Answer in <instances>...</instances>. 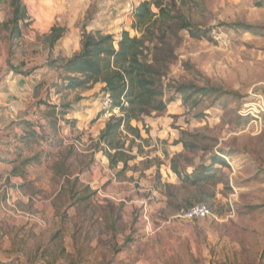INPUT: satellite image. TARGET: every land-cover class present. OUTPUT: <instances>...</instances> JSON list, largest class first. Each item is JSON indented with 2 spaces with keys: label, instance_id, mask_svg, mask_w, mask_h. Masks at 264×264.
<instances>
[{
  "label": "rangeland",
  "instance_id": "374dc122",
  "mask_svg": "<svg viewBox=\"0 0 264 264\" xmlns=\"http://www.w3.org/2000/svg\"><path fill=\"white\" fill-rule=\"evenodd\" d=\"M86 1L54 0L56 18L60 19H55L57 24L72 25L68 17H73L76 9H85ZM108 2L92 0L86 20L95 17V12L90 15L92 8L99 12L101 6L110 11L102 12L103 17L116 16V10L111 12L116 1ZM136 2L129 0L127 4L125 0L124 12L133 17ZM39 5L37 0L31 8L33 13L22 27L21 38L9 40L8 35L6 69L0 60V75H6L8 93L15 82L11 65L35 62L24 72L31 70L45 78L40 70L48 45L41 33L45 25L36 26L39 30L30 27L32 16L42 19L50 9ZM182 9L198 32L193 37L183 29L181 40L172 41L175 56L165 76V98H180L162 114L153 113L144 122H134L142 129L143 141L149 137V143L142 144L128 170L118 174L120 168L112 169L116 178L98 182L94 178L72 177L64 182L35 178L37 183L23 182L22 191L36 200L56 196L51 205L39 203V211L33 209L36 201L23 204L32 207L28 211L38 225L21 222L2 229L1 260L15 259L20 264H264V0H187ZM11 12V0H0V16L8 19ZM111 22L108 27L116 29ZM238 23L244 25L239 27ZM249 26L259 29L253 31ZM214 28L225 30L227 39L215 38L209 32ZM182 83L218 86L229 93L219 101L216 93L200 97L197 107H189L176 91ZM41 86L34 94L41 92ZM48 90L42 91L44 95ZM99 98L103 102L104 94ZM155 132L160 137L151 135ZM180 140L197 147L185 149L177 143ZM212 152L229 164L223 168L225 176L213 183H184L173 170V166L182 173L191 170L208 162ZM88 155L61 165L63 171L72 172L70 176L77 171L81 174L82 164L92 171L93 159ZM47 169L50 167L40 171ZM3 184L8 188L14 185L8 178ZM197 203L207 204L212 215L193 220L179 217L182 208Z\"/></svg>",
  "mask_w": 264,
  "mask_h": 264
},
{
  "label": "trees",
  "instance_id": "16d2710c",
  "mask_svg": "<svg viewBox=\"0 0 264 264\" xmlns=\"http://www.w3.org/2000/svg\"><path fill=\"white\" fill-rule=\"evenodd\" d=\"M186 4L187 0H142L133 11L131 28L135 34L123 30L120 38H116L113 33L101 29L88 31L83 28L80 50L70 57L48 59V65L59 71L57 81L51 86L54 96L65 91L85 90L103 84L101 92L109 94L111 98L112 115L106 120L94 146L108 158L111 169L121 167L118 174L128 170L131 162L142 151V144L149 143V137L143 141L142 129L134 122H144L153 113L162 114L167 111L169 104L180 98H165V76L175 56L172 41L181 40L180 31L183 29L188 30L193 37L197 36L198 28L182 9ZM11 6V16L5 22H0V28L8 32L10 40L21 38L22 27L29 21V13L23 0H11ZM243 25L237 24L239 27ZM249 27L253 31L259 29L258 26ZM65 31L63 26L52 27L47 36L50 48H53ZM10 67L14 71L19 70V66ZM22 73L28 75L29 71ZM176 91L181 95L185 106L194 108L201 103L200 97L216 93L215 99L219 101L223 94L229 93L218 86H199L194 83L179 84ZM48 99L49 94L37 104L47 105L46 114L51 117L53 126H56L58 116L65 115L70 104L62 101L56 105ZM116 109L119 114L114 111ZM104 112L102 110L99 116ZM143 126L148 132L147 124L144 123ZM177 143L183 144L185 149L197 147L184 140ZM136 147L138 150L134 152ZM228 166L220 154L212 152L208 162L194 165L191 170L182 173L176 166H173V170L184 183L200 185L213 183L215 178H223V168ZM0 264L20 263L15 259H0Z\"/></svg>",
  "mask_w": 264,
  "mask_h": 264
},
{
  "label": "crops",
  "instance_id": "0c3cea01",
  "mask_svg": "<svg viewBox=\"0 0 264 264\" xmlns=\"http://www.w3.org/2000/svg\"><path fill=\"white\" fill-rule=\"evenodd\" d=\"M105 1H109L108 4L114 2V0ZM115 1V5L111 4V12L116 10V16L112 17L110 14L108 17H103L101 13H106L109 9L101 6L99 12L94 11L92 8L90 15L95 12V17L91 16L86 20V16H88L86 12L90 8V3H92V0H87L85 9L83 8L82 11L76 9L77 12L73 14V17H68L72 19V25L71 22L63 25V27L66 26V31L53 48H50L48 42L45 52V64L40 68L45 73V78L42 79L38 74H32L31 70H29L28 75H24L22 71L33 66L35 62L22 61L18 71L11 70L15 75L14 81L16 83L14 82L13 88H9L8 93L5 86L6 75H4V78L0 75V234L2 229H7V225L11 229L13 225L21 222L27 226L36 227L38 221L28 211L32 207L28 208L24 205H28L29 200L36 201L38 205L35 204L33 209L36 207L35 210L39 211L38 207L42 205L39 203L51 205V202L55 199L56 194L47 197L46 200H39L38 197L36 200L35 196L24 193L25 183L23 184V182L25 181L36 182L35 178H60L61 182H64L66 179L78 177L94 178V181L98 182L101 178H116L109 167L108 158L102 152L97 151L94 146L106 122L102 115L99 116L103 110L102 100L99 98V95L102 94L103 84H97L98 86L95 85L90 89L65 91L55 96L49 95L48 100L52 104L58 105L62 101L70 104L66 114L58 116L59 120L56 126H53L51 117L46 114L47 105L40 104L38 106L37 104L41 99H46L48 94L44 95L42 91L52 90L51 86L57 81L59 75L58 70L48 65V59L59 55L70 57L80 50L82 26L88 31L101 29L107 33L116 32L119 38L123 30H129L132 35L134 34L135 31L131 28L133 17L124 12L125 0ZM131 1L134 3L137 0ZM23 2L29 15H31V12L33 13L31 8H35L37 0H23ZM126 2L128 4L129 0H126ZM39 3L50 9L42 19L32 16L33 24L30 27L39 30L36 26L45 25V27H42L43 31L41 33L45 34L47 38L52 27L57 24L56 17L59 16L56 15L54 0H39ZM138 4L139 1L136 2V6ZM47 13H50V15ZM6 20L0 16L1 23ZM111 21H114L116 29L111 30V26L108 27L112 23ZM2 30L4 41L0 60L3 59V68L6 69L8 32L5 29ZM40 85H42L41 88H44L41 89V92L39 90L37 95L34 94L35 88ZM97 90H99V95L96 94ZM160 132L167 133L166 130ZM151 135L160 137L158 132ZM91 136H94L92 137L93 140ZM49 151L50 157H46ZM87 154H89L90 159H93L91 162L94 164L92 171L89 172L85 164L79 165L81 174L77 171L70 176L72 172L63 171L61 165L67 166L76 157L84 158L87 157ZM43 155L45 156L43 157ZM48 166L50 169L44 170L45 173L40 171ZM102 169H105L106 172H103ZM7 178L9 183L14 184L12 187L8 188L3 184ZM21 205L24 209L20 208ZM5 220L11 221L12 225L6 224Z\"/></svg>",
  "mask_w": 264,
  "mask_h": 264
},
{
  "label": "built area",
  "instance_id": "2783aa9c",
  "mask_svg": "<svg viewBox=\"0 0 264 264\" xmlns=\"http://www.w3.org/2000/svg\"><path fill=\"white\" fill-rule=\"evenodd\" d=\"M211 34L220 41L227 39V34L225 30H222L221 28L218 29L214 28L213 30H211ZM48 94L52 96L53 90L50 89ZM111 103L112 101L109 94H104V99L102 104H103V110H105V112L102 114V116L104 115V117H110L112 115V112L110 111ZM261 108L264 110V106H261ZM251 113L253 114L254 112ZM116 114H118L117 109H116ZM210 215H212L211 209L205 203H197L190 207L182 208L179 212V217L186 220L205 218Z\"/></svg>",
  "mask_w": 264,
  "mask_h": 264
}]
</instances>
